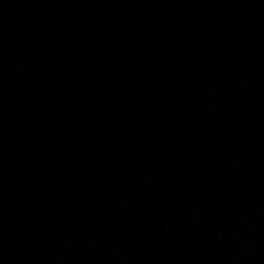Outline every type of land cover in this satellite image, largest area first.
I'll use <instances>...</instances> for the list:
<instances>
[{"label": "water", "instance_id": "95a60500", "mask_svg": "<svg viewBox=\"0 0 264 264\" xmlns=\"http://www.w3.org/2000/svg\"><path fill=\"white\" fill-rule=\"evenodd\" d=\"M0 264H264V0H0Z\"/></svg>", "mask_w": 264, "mask_h": 264}]
</instances>
